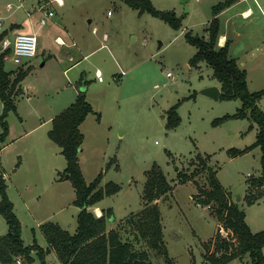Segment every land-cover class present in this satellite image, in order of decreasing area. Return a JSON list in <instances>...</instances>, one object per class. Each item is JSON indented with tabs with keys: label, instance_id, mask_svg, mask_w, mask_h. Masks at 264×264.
Instances as JSON below:
<instances>
[{
	"label": "rangeland",
	"instance_id": "obj_1",
	"mask_svg": "<svg viewBox=\"0 0 264 264\" xmlns=\"http://www.w3.org/2000/svg\"><path fill=\"white\" fill-rule=\"evenodd\" d=\"M47 1H53L55 16L41 25L43 11L38 7ZM63 1L64 6L54 0H25L23 5L20 0H0V33H26L31 26L41 28L36 56L21 65L13 63L10 52L6 58L12 78L33 64L23 80L24 91L16 98L17 110L7 117L11 132L0 155L6 169L7 193L12 196L9 198L21 223L24 244L47 247V239L37 223L40 221L58 223L71 233L77 230L81 208L74 203L76 191L67 177V160L62 148L49 137L52 120L42 122L68 106L59 103L65 89L72 90V85L85 88L83 83L87 85V99L95 107L83 127L79 153L83 176L89 184L102 174L101 188L110 181L121 185L118 193L99 202L103 208L113 209L108 229L120 230L124 240L130 241L136 250H147L156 264H165L164 257L138 239L127 222L132 213L142 209L147 171L157 164L173 186L171 194L158 200L164 241L173 264H211L204 258L205 244H211L210 254L216 232H224L223 228L218 229L212 208L195 198L199 187H209L208 173L202 171L197 158L200 154L210 157L209 164L214 166L217 178L231 192L233 200L240 196L237 202L244 208L252 230H263L264 196L253 204H247L246 198L251 192L264 191L250 185L262 172V149L254 145L259 127L248 117L214 123L235 114L242 101L215 99L204 93L207 87L220 83L205 62L199 66L191 64L197 48L186 40L189 31L208 38L214 6L225 0H152L160 10H175L181 19L178 28L148 12L140 13L124 0ZM234 4L219 15L220 36L225 35L230 41V56L247 70L249 90H262L264 0H237ZM248 8L251 11L246 14ZM63 16L77 32L76 42L89 40L95 47L104 42L109 47L83 59L68 77L63 74L60 60L49 56L59 57L64 50L56 43L58 34L69 40L53 23ZM13 22L20 23L14 31ZM7 49L0 44V53ZM98 68L105 79L102 83L95 76ZM258 104L264 111V96ZM172 106H177L180 117L175 128L168 127ZM3 108L0 98V133ZM231 149L242 152L233 155ZM180 171L195 172V176L181 183ZM26 189L30 209L19 197V190ZM1 221L6 223L2 214ZM32 256L33 260H23L24 264H41L36 250ZM46 261L61 264L55 251L47 253ZM249 262L246 255L228 264Z\"/></svg>",
	"mask_w": 264,
	"mask_h": 264
},
{
	"label": "trees",
	"instance_id": "obj_2",
	"mask_svg": "<svg viewBox=\"0 0 264 264\" xmlns=\"http://www.w3.org/2000/svg\"><path fill=\"white\" fill-rule=\"evenodd\" d=\"M237 0H225L214 6V16L207 27L208 38L193 35L191 31L186 33V40L197 48V52L191 58V64L199 66L205 62L212 67L214 77L221 85V99H240L241 108L233 115H225L214 121L215 124L229 118H250L259 127L257 141L262 149L261 175L250 181L251 186L264 188V111L258 102L264 96V89L250 91L248 88L247 70L242 67L236 58L229 56L230 41L219 46L221 20L220 13L232 6ZM124 2L138 10L140 13L148 12L170 24L180 27L181 19L175 10H160L155 7L152 0H124ZM9 31L0 33V44L9 36ZM11 49L0 53V98L4 108L1 115L2 132L0 133V154L5 146L10 132L7 117L11 111L17 110L16 98L22 91L21 82L28 74V70L21 69L12 78L13 71L6 68V58ZM83 83L81 86H85ZM80 88V87H79ZM95 112L91 103L87 100L85 88L79 89L77 99L63 111L54 116L49 137L61 148L67 160L66 172L72 180L76 191L74 203L81 208L78 213V226L74 233L63 228L55 222H46L41 225L47 239L48 247L43 248L39 244L25 245L22 238L21 223L14 211L13 202L7 193V181L0 163V214L8 224L6 234L0 236V261L13 263L22 257L24 261L33 260L32 251L36 250L41 264H48L47 253L54 250L61 264H156L147 250H136L130 241H125L120 230L108 229V219L114 217L112 208L104 209L98 216L89 209L97 205L106 196H111L121 190V185L110 181L104 188L100 187L102 174L87 184L83 176L79 153L82 148L84 134L81 124L87 116ZM180 122L177 106L169 109V128H175ZM254 125H251L252 128ZM242 150L231 149L233 155ZM201 163L202 171L208 173V188L199 187V194L195 196L197 202L212 208L213 215L218 221V229L223 228L224 235L216 232L212 240L214 250L209 254L211 244H205L207 252L204 258L211 264H228L234 259L244 258L248 255V264H264V229L254 232L246 220V212L240 204L233 200L232 194L217 178L216 170L209 164L210 157L197 155ZM181 183L191 181L195 172L187 174L178 173ZM173 191L163 169L154 164L147 171V179L144 186L142 199L144 205L136 213H132L127 219L132 226V232L138 239H142L164 257L165 264H173L167 245L164 241V229L162 215L158 200L167 197ZM264 196V191L251 192L246 196L247 204H253Z\"/></svg>",
	"mask_w": 264,
	"mask_h": 264
},
{
	"label": "crops",
	"instance_id": "obj_3",
	"mask_svg": "<svg viewBox=\"0 0 264 264\" xmlns=\"http://www.w3.org/2000/svg\"><path fill=\"white\" fill-rule=\"evenodd\" d=\"M59 6H62L63 4H64V1H63V3L62 4H59V3H57ZM235 5V4H234ZM64 6V5H63ZM232 7V6H231ZM251 11V9L250 8H248L246 11H244L245 13H247V14H249V12ZM61 19V21H53V23L55 24V25H58L63 31H64V33L66 34L65 36L67 37V38H69V42L68 41H65V39L60 35V34H58L57 36H56V43L58 44V45H60V46H62V47H64L63 49L64 50H62V52H61V56H59V57H57L56 55H53V54H50L49 56H52V57H54L55 56V58H56V60L57 61H59L60 62V65H63V74L66 76V77H68V74H69V72L70 71H72V70H74L75 68H77V66L79 65V63L83 60V59H85V58H87V57H89L90 55H92L96 50H99V49H101V48H109L108 47V44H105L104 42H103V44H101L100 46H98V47H95L94 46V44H93V42H91V41H86V42H76V38H78L79 36H78V34H77V32H76V30H75V28L74 27H71V25H69L66 21H65V17L63 16V17H61L60 18ZM12 26V31H14L15 30V27H18L19 25H20V23H18V22H13L12 24H11ZM29 31H27L26 33H35L36 35H37V38H38V32L41 30V28H40V26L38 27V28H35L34 26H31V27H29V29H28ZM11 33V32H10ZM19 32H14V34H9V36L11 37V38H9V37H7V38H9V39H11V40H13L14 39V37L18 34ZM105 37H107L106 35H104V38ZM58 38H61L59 41H58ZM224 38V39H223ZM71 40H73V41H71ZM108 40V39H107ZM226 40H227V38H226V36L225 35H222V36H220V38H219V42H218V44H219V46H223L224 44H225V42H226ZM71 41V42H70ZM77 47L76 49H74L73 51H71L69 48H72V47ZM38 53V52H37ZM229 56H230V48H229ZM77 57H78V59H77ZM231 57V56H230ZM44 58H45V55H44ZM201 64V63H200ZM30 65H31V67L33 66V64L32 63H30ZM98 70H100L99 68L96 70V73H95V76H96V79L99 81V82H104L105 81V79H103L102 81H100L98 78H97V71ZM101 71V70H100ZM21 84H22V91H24V88H25V86H23V81L21 82ZM86 86L87 85H85V88H86ZM219 89H220V91H221V85L219 84V85H216ZM73 90V91H72ZM72 90H70V88H68V89H65L64 91H63V93H62V96L60 97V99H59V103H61V102H65V105H70L71 103H73L76 99H77V96H78V94H79V88L78 87H76V86H73L72 85ZM59 94H61V93H59ZM89 102H90V100L89 99H87ZM67 103V104H66ZM91 103V102H90ZM93 106V105H92ZM63 107V106H62ZM93 108H94V110H95V107L93 106ZM63 111V110H62ZM54 116H56V113L55 114H51V116H49V118L48 119H46V120H44L42 123H44V122H46V121H50V120H53V118H54ZM88 117V116H87ZM87 120V118L84 120V122L81 124V126H80V128H81V131L83 132V127H84V124H85V121ZM101 121V120H100ZM41 123V124H42ZM40 124V125H41ZM39 126V125H38ZM11 132V131H10ZM10 132H9V135H10ZM124 133V131L122 130V134ZM26 134V133H25ZM84 134V133H83ZM8 135V136H9ZM8 138V137H7ZM8 145H10V144H8ZM5 147V146H4ZM6 147H7V145H6ZM1 155V154H0ZM1 163V162H0ZM1 166H2V164H1ZM2 168H3V172H4V176H5V178H6V169H5V167L4 166H2ZM8 192H9V189H8ZM9 196H10V193H9ZM10 197H12V196H10ZM19 197H20V199L21 200H23V204L28 208V209H30L29 208V206H28V200H29V198L27 197V189L24 191V190H19ZM13 199V198H12ZM89 209H93L94 210V213H96V215H101L102 213H103V210L104 209H106V208H103L102 206H101V204L100 203H98L97 205H95V206H92V207H90ZM100 210V211H99ZM34 213H32V215H33ZM34 219H37L36 217H34ZM246 220H247V223L249 224V221H248V219H247V214H246ZM40 226L42 225V223H41V221L40 222H37ZM249 226H250V224H249ZM250 228H251V226H250ZM252 229V228H251ZM7 231H8V224H7V222L6 223H3L2 224V221H1V223H0V236H2V235H4V234H6L7 233ZM253 231V230H252ZM256 231V230H255ZM257 231H259V230H257ZM29 245H31V244H29ZM47 245V247H48V243L46 244ZM46 247V248H47ZM51 251H54V250H51ZM0 264H24V262H23V258L22 257H19V258H17L16 259V261L15 262H13V263H2L1 261H0Z\"/></svg>",
	"mask_w": 264,
	"mask_h": 264
},
{
	"label": "built area",
	"instance_id": "obj_4",
	"mask_svg": "<svg viewBox=\"0 0 264 264\" xmlns=\"http://www.w3.org/2000/svg\"><path fill=\"white\" fill-rule=\"evenodd\" d=\"M23 1L20 0L21 5ZM55 2L62 4L63 0H54ZM53 1H47L38 7V10L43 11V16L41 18V25H46L49 20L55 16V10L52 7ZM30 13L32 8H27ZM61 38H58V41ZM4 48H11V60L16 65H21L25 61L30 60V58L36 56L38 48V38L35 33H18L13 40L6 38L2 42ZM123 74V73H122ZM170 75V73H169ZM97 78L102 81L104 79L103 74L100 70L97 71ZM100 216V215H98ZM223 230V229H221Z\"/></svg>",
	"mask_w": 264,
	"mask_h": 264
},
{
	"label": "water",
	"instance_id": "obj_5",
	"mask_svg": "<svg viewBox=\"0 0 264 264\" xmlns=\"http://www.w3.org/2000/svg\"><path fill=\"white\" fill-rule=\"evenodd\" d=\"M240 30L242 29L241 27H238ZM204 93L214 97L215 99H219L221 95V91L217 86H211L207 87L204 89ZM69 177V175H67ZM240 199V196H238L237 201ZM112 219V218H111Z\"/></svg>",
	"mask_w": 264,
	"mask_h": 264
},
{
	"label": "bare ground",
	"instance_id": "obj_6",
	"mask_svg": "<svg viewBox=\"0 0 264 264\" xmlns=\"http://www.w3.org/2000/svg\"><path fill=\"white\" fill-rule=\"evenodd\" d=\"M247 13H248V12H247ZM247 13H246V14H247ZM223 39H224V38H223ZM99 211H100V210H99Z\"/></svg>",
	"mask_w": 264,
	"mask_h": 264
}]
</instances>
